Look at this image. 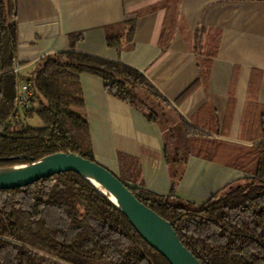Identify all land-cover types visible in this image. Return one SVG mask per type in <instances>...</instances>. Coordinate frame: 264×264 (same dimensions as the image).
<instances>
[{"label":"trees","instance_id":"1","mask_svg":"<svg viewBox=\"0 0 264 264\" xmlns=\"http://www.w3.org/2000/svg\"><path fill=\"white\" fill-rule=\"evenodd\" d=\"M128 24L131 40L135 24ZM17 31V0H0V168L57 152L96 161L84 114L82 73L100 77L109 94L160 126L174 185L183 177L189 156L210 157L218 148L190 126L177 104L143 71L121 61L72 48L44 56L24 78L16 70ZM121 37L108 32V45L120 48ZM22 80L30 82L32 90L25 107L18 104ZM35 116L41 126L31 123ZM262 125L264 135V121ZM248 154L261 191L236 203L220 192L199 206L172 204L169 196L137 185L125 157L120 174H115L141 202L171 223L203 264H264V137ZM0 264L170 263L141 237L120 208L84 177L69 171L0 190Z\"/></svg>","mask_w":264,"mask_h":264},{"label":"crops","instance_id":"2","mask_svg":"<svg viewBox=\"0 0 264 264\" xmlns=\"http://www.w3.org/2000/svg\"><path fill=\"white\" fill-rule=\"evenodd\" d=\"M17 29L24 78L44 56L72 48L121 61L218 146L210 157L189 156L174 185L160 126L82 73L98 163L120 174L125 157L137 185L175 205L199 206L220 192L236 203L261 191L248 153L264 137V0H17ZM108 32L122 34L120 48L108 45Z\"/></svg>","mask_w":264,"mask_h":264},{"label":"water","instance_id":"3","mask_svg":"<svg viewBox=\"0 0 264 264\" xmlns=\"http://www.w3.org/2000/svg\"><path fill=\"white\" fill-rule=\"evenodd\" d=\"M69 171L84 177L120 208L141 237L170 264H203L181 242L171 223L141 202L113 171L77 153L57 152L32 163L0 168V190L25 187Z\"/></svg>","mask_w":264,"mask_h":264},{"label":"built area","instance_id":"4","mask_svg":"<svg viewBox=\"0 0 264 264\" xmlns=\"http://www.w3.org/2000/svg\"><path fill=\"white\" fill-rule=\"evenodd\" d=\"M31 94H32V90H31L30 82L22 80L19 88V100H18V104L20 107H25L29 105V98Z\"/></svg>","mask_w":264,"mask_h":264},{"label":"rangeland","instance_id":"5","mask_svg":"<svg viewBox=\"0 0 264 264\" xmlns=\"http://www.w3.org/2000/svg\"><path fill=\"white\" fill-rule=\"evenodd\" d=\"M31 123L35 126H41L42 125V121L39 117L35 116L32 120ZM254 192V191H253ZM226 194V193H225ZM250 195H255V193H251Z\"/></svg>","mask_w":264,"mask_h":264},{"label":"bare ground","instance_id":"6","mask_svg":"<svg viewBox=\"0 0 264 264\" xmlns=\"http://www.w3.org/2000/svg\"><path fill=\"white\" fill-rule=\"evenodd\" d=\"M99 187H100V189H101L103 192H106V189H105V188H103V187H101V186H99ZM109 197H110L111 200H113L114 202H116V201H115V198H114L112 195H109Z\"/></svg>","mask_w":264,"mask_h":264}]
</instances>
